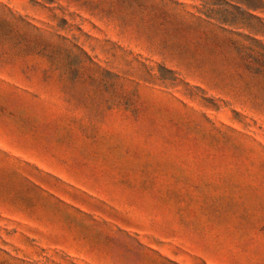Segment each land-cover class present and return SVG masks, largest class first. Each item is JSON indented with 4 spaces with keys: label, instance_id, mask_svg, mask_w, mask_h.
<instances>
[{
    "label": "rangeland",
    "instance_id": "obj_1",
    "mask_svg": "<svg viewBox=\"0 0 264 264\" xmlns=\"http://www.w3.org/2000/svg\"><path fill=\"white\" fill-rule=\"evenodd\" d=\"M0 264H264V0H0Z\"/></svg>",
    "mask_w": 264,
    "mask_h": 264
}]
</instances>
